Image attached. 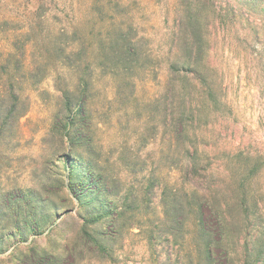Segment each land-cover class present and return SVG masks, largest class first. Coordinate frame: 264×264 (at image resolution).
Instances as JSON below:
<instances>
[{
	"label": "rangeland",
	"instance_id": "374dc122",
	"mask_svg": "<svg viewBox=\"0 0 264 264\" xmlns=\"http://www.w3.org/2000/svg\"><path fill=\"white\" fill-rule=\"evenodd\" d=\"M191 1L209 23L204 60L227 104L200 147L261 156L244 181L252 223L240 211L229 226L240 248L248 232L264 239V0ZM182 3L0 0V71L18 96L17 115L0 119V264H210L198 180L168 143ZM217 164L204 184L234 196L238 177Z\"/></svg>",
	"mask_w": 264,
	"mask_h": 264
},
{
	"label": "trees",
	"instance_id": "16d2710c",
	"mask_svg": "<svg viewBox=\"0 0 264 264\" xmlns=\"http://www.w3.org/2000/svg\"><path fill=\"white\" fill-rule=\"evenodd\" d=\"M182 2V14L177 19L172 40V49L175 51L170 59L165 86L170 127L168 143L170 146L181 145L180 162L184 175H192L198 180L197 185L193 184L192 187L199 193L197 201L200 210L197 220L205 246L210 248V264H233L237 259H240L242 264H264V239L257 237L249 243L251 237L248 238V232L247 236H244L243 244L238 248L236 244H232L229 233V226L237 212L243 213V220L247 225L252 223L253 217L247 207L244 181L259 171L261 156L258 153H246L240 148L236 151L224 149L215 144L209 148L200 147V129L211 124L210 117L221 111L223 114L227 104L222 96V86L218 81L216 69L209 67L204 60L208 50L209 23L200 19L199 9H196L191 0ZM7 23V20L0 21V24ZM12 45L14 50L19 52H16L17 57H14V63L19 68L24 52L17 39ZM3 60L0 59L1 68L5 66ZM17 99L11 76L0 71V119L17 115ZM10 100H13L11 105L8 103ZM71 105L68 101L69 117ZM71 120L72 118L70 124ZM243 161L252 163L246 166ZM214 162L224 165L228 172L232 173V178L238 177L234 196L219 194L209 184H204L203 181L208 177V171ZM205 209L210 218H207ZM255 222H258L256 231H259L262 223L257 219ZM212 248L223 252L222 261L213 257Z\"/></svg>",
	"mask_w": 264,
	"mask_h": 264
}]
</instances>
